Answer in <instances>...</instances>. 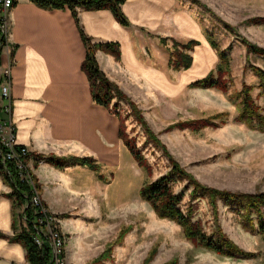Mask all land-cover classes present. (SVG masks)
<instances>
[{"label": "crops", "instance_id": "1", "mask_svg": "<svg viewBox=\"0 0 264 264\" xmlns=\"http://www.w3.org/2000/svg\"><path fill=\"white\" fill-rule=\"evenodd\" d=\"M120 8L127 24L120 23L110 9H78L76 21L70 9H44L30 0H15L0 47V75L9 65L10 119L17 144L31 153L92 155L103 172L118 171L123 160L128 161L118 116L92 101L81 67L86 46L80 29L93 42L119 44L118 58L97 49L96 59L142 108L144 102L176 94L217 65V50L205 27L183 0H125ZM162 37L171 43L197 40L188 49L192 56L188 67L169 65L171 44ZM32 167L42 198L54 212L67 210L80 196L95 192L74 183V174L94 173L93 187L98 190L105 184L83 165L58 168L39 161ZM10 190L0 173V264H28L25 247L11 238L23 225L18 206L5 194ZM71 253L75 257L78 252L73 249Z\"/></svg>", "mask_w": 264, "mask_h": 264}, {"label": "rangeland", "instance_id": "2", "mask_svg": "<svg viewBox=\"0 0 264 264\" xmlns=\"http://www.w3.org/2000/svg\"><path fill=\"white\" fill-rule=\"evenodd\" d=\"M183 1L202 25L212 30L220 47L232 44L227 77L229 88L224 93L215 88L198 89L187 84L174 95L148 104L144 102L143 108L138 105L173 156L202 183L239 191L264 190V130L233 121L237 106L228 95L240 89L243 83H251L254 84L253 96L264 106L263 95L258 94V77L249 66L254 63L264 68V56L247 53L241 41V37H246L264 46V21H247L254 16H264V0ZM167 43L172 44L170 40ZM119 111L127 116L125 130L141 148L151 171L148 173L138 166L126 148L124 154L128 161L123 160L120 170H111L112 175L104 172L110 179L100 190L93 187L94 173L81 171L73 175L74 183L95 192L80 196L67 210H51L65 235L64 264H144L146 258H149L148 264L167 261L174 264H264V236L256 230L244 229L236 215L220 200L214 207L205 196L191 199L188 188L181 206L185 210L191 204L193 218L205 230L209 232L219 224L239 246L256 252L255 256L242 258L214 252L188 239L173 220L157 216L138 191L144 182L169 169L167 156L151 142H145L143 128L129 113L128 103H121ZM219 111L228 113L223 115L226 121L217 126L197 130L189 127L165 129L174 121L205 117ZM220 119L215 120L220 122ZM183 184L176 182L174 189L179 190ZM27 206L32 209L29 200ZM19 217L27 228L21 206ZM34 226L39 227L36 220ZM73 249L78 252L75 257L71 253ZM100 254L103 256L98 258Z\"/></svg>", "mask_w": 264, "mask_h": 264}, {"label": "trees", "instance_id": "3", "mask_svg": "<svg viewBox=\"0 0 264 264\" xmlns=\"http://www.w3.org/2000/svg\"><path fill=\"white\" fill-rule=\"evenodd\" d=\"M37 6L44 9H70L76 21H78V9H110L117 20L122 24L128 21L123 14L120 6L125 0H30ZM247 21L253 23L263 22L264 16H254ZM82 39L86 46L85 56L82 60L81 67L87 75L92 101L102 104L109 111L116 114L119 118V137L127 147L132 157L146 172L151 171V165L141 148L136 144L135 139L126 132L124 127V119L120 109L121 103H128L130 112L134 119L141 125L146 135L145 142H151L155 147L160 148L167 156L169 169L154 179L144 182L139 188L141 199L147 201L153 211L159 217L173 220L179 224L184 235L192 242L202 245L222 255L233 257H252L256 252L244 249L233 241L217 224L211 231L205 230L197 219L193 218V207L191 204L184 210L181 202L185 190L189 188V196L191 199L205 196L212 206H216L218 200L225 204L237 217L244 229L256 230L264 236V190L256 191H239L227 188H218L215 186L202 183L191 171L187 170L178 159L169 151L166 144L161 140L158 134L150 127L146 120L142 109L138 102L132 99L125 91L121 89L119 84L110 79L108 75L100 68L96 59V50L101 49L114 55L116 58L120 56L119 44L116 41L93 42L91 38L80 29ZM206 36L210 44L217 50L219 61L206 75L192 80L188 83L190 87H206L215 88L224 93L227 92L229 84L227 77L230 75V56L229 51L232 44H228L222 48L213 36L211 29L205 27ZM162 41L167 43V38L162 37ZM242 43L246 47L247 53L264 56V46L256 42L250 41L246 37H241ZM5 42V37L0 32V46ZM197 43V40L190 39L185 43L172 40L170 48V56L168 63L174 69L186 68L190 65L192 56L188 49ZM249 66L254 74L258 77L257 86L258 94L264 98V68L260 65L250 63ZM1 83V75H0ZM254 84L243 83L237 91L229 93L231 101L236 103L237 112L232 117L233 121L244 123L249 128L264 130V106L257 103L252 94ZM227 111H219L212 115L177 120L170 123L165 129L173 127L197 130L205 126H217L224 123ZM3 112L0 106V118ZM221 118L220 122L216 118ZM21 144H17L19 149ZM4 147L0 144V149ZM34 155L33 164L42 160L55 167L62 168L68 165H83L94 170L98 178L103 182H108L110 177L100 170L101 164L92 155H74V154H56V153H31ZM29 155V154H28ZM27 156V155H26ZM0 173L5 183L10 185L11 190L5 194L13 198L18 208L21 206L23 214L26 215L28 227L24 226L21 230L11 235L12 240L20 242L26 250V259L28 264H55L53 259V251L48 240H43L38 244L32 235L35 229L34 223L38 213H34L30 206H27L29 200L28 185L18 177L15 165L10 160H2L0 154ZM112 175V172H110ZM36 179V185L40 187ZM176 182H184L179 190L174 189ZM100 254L98 258H101ZM97 258V259H98ZM149 258H146L144 264H148ZM164 264H174L173 261H167Z\"/></svg>", "mask_w": 264, "mask_h": 264}, {"label": "built area", "instance_id": "4", "mask_svg": "<svg viewBox=\"0 0 264 264\" xmlns=\"http://www.w3.org/2000/svg\"><path fill=\"white\" fill-rule=\"evenodd\" d=\"M15 0H0V32L5 38L8 30V10ZM10 67L5 66L1 74L0 106L3 116L0 118V149L2 160H10L16 167L18 177L28 185L29 202L33 212L38 213L36 221L39 227L32 232L34 240L41 244L43 240L50 242L55 264H64L65 260V235L58 224V217L43 201L39 187L36 185L32 163L35 156L30 154L26 146L16 148L14 126L10 119L11 94H10ZM29 154V155H28ZM27 155V156H26Z\"/></svg>", "mask_w": 264, "mask_h": 264}, {"label": "water", "instance_id": "5", "mask_svg": "<svg viewBox=\"0 0 264 264\" xmlns=\"http://www.w3.org/2000/svg\"><path fill=\"white\" fill-rule=\"evenodd\" d=\"M1 47V46H0Z\"/></svg>", "mask_w": 264, "mask_h": 264}]
</instances>
